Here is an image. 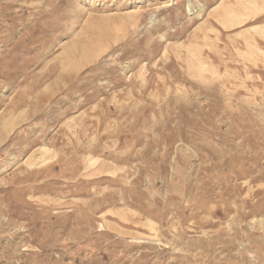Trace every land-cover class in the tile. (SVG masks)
Instances as JSON below:
<instances>
[{
	"label": "rangeland",
	"instance_id": "rangeland-1",
	"mask_svg": "<svg viewBox=\"0 0 264 264\" xmlns=\"http://www.w3.org/2000/svg\"><path fill=\"white\" fill-rule=\"evenodd\" d=\"M0 264H264V0H0Z\"/></svg>",
	"mask_w": 264,
	"mask_h": 264
},
{
	"label": "bare ground",
	"instance_id": "bare-ground-1",
	"mask_svg": "<svg viewBox=\"0 0 264 264\" xmlns=\"http://www.w3.org/2000/svg\"><path fill=\"white\" fill-rule=\"evenodd\" d=\"M256 1V0H255ZM254 3V2H253ZM82 54H84V53H82ZM85 56V55H84ZM85 60V59H84ZM83 61V60H82ZM62 77V76H61ZM65 78V77H64Z\"/></svg>",
	"mask_w": 264,
	"mask_h": 264
}]
</instances>
